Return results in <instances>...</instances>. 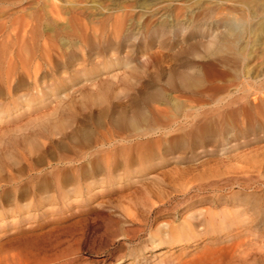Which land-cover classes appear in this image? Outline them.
Here are the masks:
<instances>
[{
  "label": "rangeland",
  "instance_id": "obj_1",
  "mask_svg": "<svg viewBox=\"0 0 264 264\" xmlns=\"http://www.w3.org/2000/svg\"><path fill=\"white\" fill-rule=\"evenodd\" d=\"M54 1L66 7V11L69 9L62 17L54 14ZM151 1L0 0L2 71L7 70L10 51L18 64L31 53L44 62L37 50L49 39L57 42L58 50L64 55L53 54L38 82L21 74L19 69L16 87L8 90L0 86V264H17L14 256L21 236L30 237V251L22 264H60L63 248L55 243L39 250L40 244L57 239L60 228L77 221L87 223L93 217L102 220L113 210L115 215H122L123 206L131 199H148L150 190L156 192L155 200L163 199L162 203L166 204L150 218L152 224L153 217H159L158 222L154 220L152 230L151 226L143 227L144 231L137 233L139 236L134 237L130 247L149 243L159 221L177 224L183 217L194 214L193 222L203 229L206 211L241 209L239 220H246L249 231L241 228L239 239L244 240V247L233 264H264V218L250 206L256 198L264 199V117L261 123L255 119L259 102L255 100L259 96L255 88L264 85V0ZM143 6L152 12L142 15ZM132 8L135 10L131 13L142 24V31L134 30L137 33L127 37L122 49L116 45L95 47L91 35L88 38L79 35L71 17L79 14L98 34L104 31L111 37L117 17ZM241 23L247 25L239 41L244 49L243 59L229 55L233 60L229 65L218 62L215 67L207 68L209 88L204 94L174 90L170 102L149 104L152 124H143L138 129L120 125L119 113L128 109L129 114L133 112L134 93L146 74L154 75L162 65L169 69L176 59L192 57L188 48L210 41L231 25ZM18 27L31 30L36 44L23 43L16 37L12 43L8 35ZM146 27L159 31L148 36ZM28 45L36 47V52L30 51ZM107 81L112 83L109 97L97 101L94 97L97 85ZM175 102L181 103L179 110L174 108ZM104 104L114 106L115 110L100 113ZM157 107L172 109L176 117L174 128H184L186 123L202 116L213 118L230 112H237L236 122L226 133L183 140L174 138L160 126L155 117ZM35 152L79 153L73 162L56 160L49 154L43 160L36 159L30 168L28 164L36 157ZM113 153L128 156L122 168L88 175L97 157ZM69 167L79 173L86 171L87 175L75 190L82 202L63 210L65 198L59 193L62 190L47 181L46 174L55 170L63 173ZM22 185H40L42 191L22 199L16 193V200L13 193ZM67 214L70 217L64 218ZM130 235L134 236V232ZM227 244L228 241H223L211 245L217 263H231ZM209 246L207 243L192 247L185 258L197 260L206 256L204 263L209 264L212 259ZM129 250L127 247L103 252L84 249L78 255L81 264H129L133 258ZM155 253L147 252L150 264H159L160 250ZM122 254L126 255L121 258Z\"/></svg>",
  "mask_w": 264,
  "mask_h": 264
},
{
  "label": "bare ground",
  "instance_id": "obj_2",
  "mask_svg": "<svg viewBox=\"0 0 264 264\" xmlns=\"http://www.w3.org/2000/svg\"><path fill=\"white\" fill-rule=\"evenodd\" d=\"M153 1L155 0H152L151 2ZM74 4L76 5L77 3ZM153 4L155 3H152V5ZM52 7L54 14L57 15L58 17H62V15L66 14L67 11L69 10L68 9L66 11L65 10L66 7H64L63 5L62 6L59 5L57 1L56 2L54 1L52 3ZM142 9L144 10L142 15H144L147 12H152V10L150 11V8H147V6H143ZM133 10H135V8L125 11L117 17L111 29V33H110L111 37L105 34L104 31L98 34V31L94 30L91 24L86 22L81 15L76 14L71 17L74 18L77 24L76 31L79 33V35L85 38H88V36L91 35L89 37L90 38L92 37L91 41H94L96 43L97 46L95 47L113 48L116 45L117 47L122 49L126 44L127 37H130L132 35H135L137 32L139 33L140 31H142L141 30L142 24L138 21H135V17L133 13H131ZM129 21H131L130 25H129ZM78 26L80 29L78 28ZM246 27L247 25H245L244 23L231 25L226 32L216 34L210 41L200 42L191 46V49L188 48V51L190 52V54L188 53L189 56L192 55V57L194 58L187 57L182 59H176L169 69H166V67H163L164 65H162L159 67L160 69H158L157 73H154V75L146 74V77L142 80L139 87L136 89L137 90L136 93H134L136 95L134 96V100L136 104L133 112L129 114V109H128V111L123 110L119 113L117 117V121L120 122V125H122L125 129H130V128L138 129L141 128L143 124H149V125L152 124L150 122L152 121L153 115L151 113L152 111L149 109V104L152 102H158V103L170 102V100H172L171 92L174 90L188 92L189 94L192 95L204 94L209 88V83L207 78L208 76L206 73L207 68L215 67L217 65L216 63L218 62L229 65L230 62L233 61L232 58L236 60L243 59L244 49L239 44V41ZM137 29H138L137 32H133L134 30ZM145 29L147 30L146 35L148 36L149 35L154 36L159 31V30L157 31L156 28L146 27ZM15 37L20 41H22L23 43L29 42L28 44H32V45L36 44L35 40L33 39L34 37L33 32H31V30H28V28L26 27L24 28L18 27V30H11L8 35V38L12 42ZM32 45H28L27 48H29L30 51L35 53L36 47H32ZM58 48L59 45L57 44V42L54 41L53 39L52 40L49 39L44 43V46L42 48L40 46L39 49L37 50V51L40 50V53H42V56L39 57H42L45 60L44 62L43 61L39 62L38 61L39 59L38 60L36 59L37 54L34 55L31 53L30 55H28L27 58H25V60L20 62L21 66L20 64H18L16 60L17 57L13 56L14 52L10 51L9 53L10 57L9 55L7 56V60H8L7 70L2 71L0 67V86L8 90H11L14 87H16L15 79H16L17 71L19 69L21 70V74L32 78L35 82H38V76L40 75L41 71L46 67V65L51 63V58L53 54L57 53L56 55L59 54L60 56L62 55V57L64 56L63 52L59 51ZM229 55L234 57L231 58ZM18 66L20 67L18 68ZM111 85L112 83L109 81L97 85L98 87L96 89V93L94 92L95 93L94 97L96 96L97 101L98 99L101 101H105L108 99L109 90L112 89ZM255 90L256 93H259L257 94L259 96L256 97V99L254 98L255 100L259 101L257 103L258 110L255 112V119L258 123H261V118L262 116L264 117V85L262 84L257 86ZM144 91L147 92L145 94L146 96L143 93L142 95L140 94L141 92ZM259 104L261 106H259ZM180 105L181 103L178 102H175L173 104L176 110H179ZM113 109L115 110L114 106L107 104L101 108L100 113L108 114ZM156 114L155 117L157 121L159 122L160 126L164 130H166L167 133H172V136L174 138H182L183 140H185L198 135L210 137L216 134L226 133L228 129L232 128L234 123L236 122L235 116L237 112H230L228 115L222 114L220 116L213 118H209V117L206 118L205 116H202L200 118H196L190 123H186L184 125V128L181 129L173 127L176 117L172 109L166 107H157ZM79 131L80 130H77L75 132L78 133ZM86 132H84V134ZM141 135L143 134L141 133ZM78 153L79 152H35L36 157L32 158L29 161L28 165L31 168L34 165L36 159L39 161L43 160L49 154H52L54 159L56 160L73 162L74 160H76ZM127 157L128 156L124 154L116 155L114 153L106 154L100 156L99 158L97 157L96 163L92 166L91 168L92 170L88 172V175L98 174L100 172L101 173L113 172L118 169V166L122 168L121 164L125 163ZM79 172L80 171H78L77 169H73L69 167L66 168L63 171V173H60L59 170H55L47 174L45 173L47 177V181L57 185L62 190L59 193L62 196V198H65V200L63 201V207L61 205L63 210L71 207V205L80 204L82 202V200L79 199L78 192H76L75 190L78 187H80L82 179L84 175H87V173L86 171H84L83 173H79ZM70 186H73V188L69 189ZM41 191H42V186L40 185L31 186V187H28L27 185H22L20 189L15 190V193H13V195H15L16 200H18L16 197L17 195H19V197L22 199L31 196V194L37 195V192L40 194ZM74 191L75 193H73ZM16 193L18 194L16 195ZM149 193L150 195L148 196V199L142 198V201H133L131 199V201H129L125 206H123L124 213L122 215H119V213L118 215H115L113 210L112 214L105 216L102 220H97L96 217L95 218L93 217V220H90V222L86 221L87 223H84L83 220H80L77 221L76 223L66 225L60 228V235L57 239L51 242L49 239H48L49 241L47 242L45 240V242L40 244V246L38 245L40 247V249L39 247L38 249L43 250L48 246L51 245L54 246L55 243H58V245H60L61 248H63V252H64L63 260L60 262V264H81L80 256L78 255V253L84 249L90 250L92 252H103V251H108L110 249H119V248L122 249L125 247L129 248L130 253L133 255V258L130 260L129 264H145V263L150 264L151 259L148 257L149 255L147 256V252L155 253L158 250H160V253L158 254L159 255L158 257L160 258L159 264H167V263L205 264L204 262L206 260L205 259L206 254L204 255L205 257L200 256L199 259L197 260L195 259L196 254L193 255V257H195L193 259H186L185 257L190 254L191 252L190 249L192 247L204 246V244H206L207 246V243L208 245H210L207 250H210L209 253L212 254L211 263L209 264H220L217 263L219 260L217 261V257L214 255V253H212L214 252L215 249L213 250L212 248L213 246L211 245L212 244L216 245L219 244V242H223V241L229 242V245L227 244L228 246L226 247L227 248L226 251L227 252L229 251L231 258L230 259L231 263L229 264H233V262L239 256V254H241L242 252L241 248L244 247V242H243L244 240L241 241L239 237L241 236V231H242L241 228L245 227V223H246L245 219L239 220L241 219L239 217L243 214V211L241 209L234 212H231L229 210H223L222 212L219 213L210 210L206 211L205 213L208 214L206 216V214L203 213L205 214V217L202 218L203 224L201 223L202 225H204L203 229H200L199 225L193 222L192 219L194 218V214L183 217L182 220L177 224L170 223L169 221L164 222V220L159 221L158 226L155 228V231L151 233L152 236H150L148 239L149 243L141 246L138 245V246L130 247L131 242H133L134 240V237L139 236L137 233L140 231H144L143 227L151 226L150 230H152V224L154 223V220L157 221L156 219H158L159 217L158 215H156L155 218L153 217L152 224L150 222L151 221L150 218L154 216L155 213H160L162 211L161 209L162 205L166 204V203H162L163 199L159 198V200H155L153 198L154 194L156 195L155 191L150 190ZM71 196L74 197L71 198ZM154 197H158V196H154ZM126 199L128 201V198ZM136 200L138 199L136 198ZM139 206L141 207L139 208ZM250 206L252 209H254V212L257 215H260L262 218H264V199L262 200L261 198H256L255 201H253ZM66 217H70V214L65 215L64 218ZM132 226H137V228L135 229L128 228ZM245 230L246 232L247 230L249 231V229H247L246 227ZM131 232H134V236L130 235ZM28 237L29 236L27 237L21 236L17 239V241L20 239L22 241V242L18 241L19 245L16 250L17 252L15 256L13 255L15 261H17V264H22L23 258L25 257V255H28V252L30 251L28 245V240H29ZM117 238L119 239L117 240ZM252 242L249 241L250 244ZM23 244L25 245V247ZM216 247L218 248V246ZM219 251L222 253V251L218 249V252ZM71 254H75V255L71 258L70 257ZM125 255L126 254H122L120 257L122 258ZM197 256H199V254H197Z\"/></svg>",
  "mask_w": 264,
  "mask_h": 264
}]
</instances>
